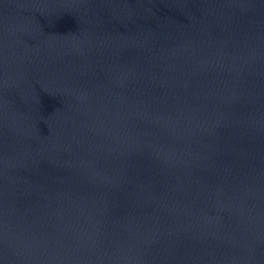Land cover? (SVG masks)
Here are the masks:
<instances>
[{
  "label": "water",
  "instance_id": "95a60500",
  "mask_svg": "<svg viewBox=\"0 0 264 264\" xmlns=\"http://www.w3.org/2000/svg\"><path fill=\"white\" fill-rule=\"evenodd\" d=\"M0 264H264V0H0Z\"/></svg>",
  "mask_w": 264,
  "mask_h": 264
}]
</instances>
